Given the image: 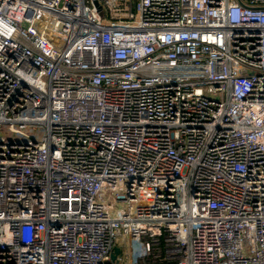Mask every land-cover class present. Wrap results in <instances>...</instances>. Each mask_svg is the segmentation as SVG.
I'll return each mask as SVG.
<instances>
[{
    "label": "built area",
    "instance_id": "2783aa9c",
    "mask_svg": "<svg viewBox=\"0 0 264 264\" xmlns=\"http://www.w3.org/2000/svg\"><path fill=\"white\" fill-rule=\"evenodd\" d=\"M98 1L0 0V264H264V0Z\"/></svg>",
    "mask_w": 264,
    "mask_h": 264
},
{
    "label": "rangeland",
    "instance_id": "374dc122",
    "mask_svg": "<svg viewBox=\"0 0 264 264\" xmlns=\"http://www.w3.org/2000/svg\"><path fill=\"white\" fill-rule=\"evenodd\" d=\"M133 10H135V6H133ZM124 242H125V238H119L117 240V243L122 245V253H121V256H122V261L120 263H117V264H127V253H126V250H125V245H124Z\"/></svg>",
    "mask_w": 264,
    "mask_h": 264
},
{
    "label": "water",
    "instance_id": "95a60500",
    "mask_svg": "<svg viewBox=\"0 0 264 264\" xmlns=\"http://www.w3.org/2000/svg\"><path fill=\"white\" fill-rule=\"evenodd\" d=\"M94 3L97 5L98 8H101V5L99 4V1L98 0H94ZM121 251L120 247L116 246L115 247V250H114V253L112 255V259L115 260L116 257H117V254H119Z\"/></svg>",
    "mask_w": 264,
    "mask_h": 264
}]
</instances>
